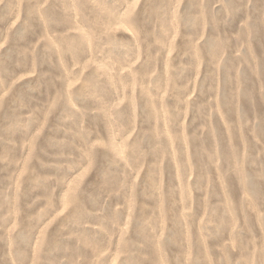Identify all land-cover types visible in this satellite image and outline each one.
Listing matches in <instances>:
<instances>
[{"label":"rangeland","instance_id":"1","mask_svg":"<svg viewBox=\"0 0 264 264\" xmlns=\"http://www.w3.org/2000/svg\"><path fill=\"white\" fill-rule=\"evenodd\" d=\"M0 264H264V0H0Z\"/></svg>","mask_w":264,"mask_h":264}]
</instances>
